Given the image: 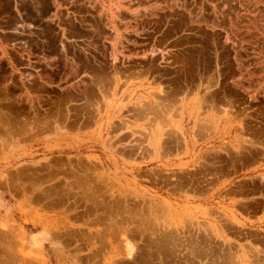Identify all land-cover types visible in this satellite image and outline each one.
<instances>
[{"label":"rangeland","instance_id":"rangeland-1","mask_svg":"<svg viewBox=\"0 0 264 264\" xmlns=\"http://www.w3.org/2000/svg\"><path fill=\"white\" fill-rule=\"evenodd\" d=\"M101 1L108 8L109 19L114 16L115 19L120 20L119 31L116 35L111 36L109 29L101 24L98 18L89 15L88 23L94 25V27L97 26V28L91 29L90 27L88 28L84 25H80L75 18L71 19L67 8L64 17H61V20L57 21L54 25V29L47 32L52 40L49 45L50 51L57 54V57L54 59V62H56L55 68L51 70L53 76L52 81H54L56 86L49 88V92H42L44 98L48 100V103L40 105V115H22L16 103H13V105L10 104L14 99L13 95L19 96L18 74L11 73L10 67H7L3 62V79L14 76L16 82L14 81V83L10 85L11 87L7 89V92L3 91L4 121L0 129V133H3L2 135L0 134V141L3 140L5 143V134L9 133L7 138L10 142L19 141L24 144L26 149H30L29 155L32 158H30L29 161L37 160L36 162H41L38 166L32 168L33 170L24 169L23 167L22 168L26 170V172L19 171V169L17 170L18 173L23 172L24 174L20 175L23 184L22 181L18 179V184L16 183L14 188L19 185L17 188L20 187L18 190L21 192L13 188L14 193L20 195L24 194L26 197L32 196L31 199L24 201V208L20 212L23 214L21 217H25L24 219L28 218V222L30 223L34 218L49 221V223H52V227L55 228V235H57L56 239L60 241L62 245L69 244H67V247L60 248L63 254L61 258H57L52 250L43 249L42 252L40 251L41 261H39L43 264L48 263L47 261H51L48 257L54 258V261L52 260L54 264H107L108 260H110L116 252H122L123 248L122 250L119 249L121 247L114 248L115 250L111 248H102L101 250L100 248L103 246L101 242L104 240H116V246L118 243H121L117 241V238L112 240V235L110 234L107 235L105 233L106 237H104V232L114 234L115 236L113 237H116L117 234V236L119 235L118 240H121V236H124L125 239L128 238L127 234L129 230L131 231L136 228L138 229L137 231L140 232L137 233L140 237L135 234L137 245H144V238L150 236L157 237L156 235L159 234L158 231H160L161 227V218L158 216V210L155 211L156 215L155 213L149 215V213L145 211L143 194L144 192H151L153 194H159L161 191L165 192L166 175L176 176L177 173H180L179 175L183 174L188 180L184 186L189 191L193 183L197 182L193 181L197 180L199 177L201 179L199 181L208 182L211 180L214 177V170L212 168L219 164H223L224 162L222 159L225 158L232 162L233 167H231V173L233 177L236 178V182H238V179H243L244 176L250 178L255 174L264 175V168L260 169L258 173H256L257 169L255 168V163L259 161L264 165V152H260L261 146H264V0ZM114 6H117V8ZM72 10L77 11L74 7ZM116 10L119 11L116 12ZM73 15H77V13ZM105 19L106 21L109 20L107 16ZM198 23H200L199 27ZM64 26L66 27V36L77 39V42L72 43L70 41V44H68V48L66 49V55L68 57H65V52L61 47V44L64 42ZM203 32H206V34L204 35ZM207 34L208 36H206ZM86 35L93 36L99 48L83 52L78 43L83 44V38H86ZM114 43H118L115 45L117 51L114 57L117 61L116 63L120 66L116 70L110 67ZM191 51L193 52L191 53ZM73 53H76L78 57L81 56V64L87 60V64L96 69L95 71L88 70V75H84L83 79L85 83H81L78 87H73L65 92L57 87V84L65 85L64 82H60V78L64 70L69 72V66H66L65 63H71L70 58L74 56ZM128 54L131 55L130 65L124 66L123 64L128 62ZM76 62H79V60H76ZM77 67H81V65H77ZM117 79L118 82L115 83ZM74 81L75 78L70 82L73 83ZM125 89H129L131 92L130 99L133 103L130 104L128 103L129 101L126 100L122 103L121 109L117 112L112 111L113 106L111 105L106 109L104 100L112 96L113 92L124 91ZM67 95L69 99L75 97L78 103H75V105L66 104L68 101ZM160 95L166 102L170 103H164L160 106L157 105V111L151 112L148 110L147 112L149 113L145 114L143 109L149 106L141 101L143 99L147 100V98H158ZM180 97L187 99L184 101L185 103H189L187 105L190 107L188 110L187 105H184V117L187 113H191V111L194 112L196 110V113H198V115H196V120L201 126L198 128L197 134L202 140L212 131L211 121L204 120L203 118L205 113H209L211 116H220L222 109H225V112L229 115L228 118L230 117L229 125L231 128L230 133L224 139H220V144L224 142L229 144L231 150L215 152L213 147L215 141H211L207 144L204 143V147L202 146V150L200 149L201 151L198 150L193 153L197 160L196 166H185L182 168L176 167L174 164V159H180L182 154L176 156L170 153L168 157L165 158L166 154L164 153V157L160 160L162 154L159 152L155 154L146 150L145 144L148 145V143H145V141L148 142L149 140H151L149 142L152 145L151 151H153V148H155L154 151L158 149L157 146H153L155 144L152 134L149 137L143 134L144 131H146V133H152L153 126L155 125L160 128L158 134L160 138L162 137L161 144H166L168 138L174 137V134L168 136V130L170 128L168 124L171 125V123H169L171 119H175L174 121L177 122L176 116L173 117L172 109H175V102ZM151 115L153 116L150 117ZM184 117L182 121L184 120L185 123L184 125L181 123V127H185L189 144L190 137L194 138L192 134L194 127L193 122L189 123L190 118L185 120ZM24 120L26 122H24ZM144 124H148L146 130H144ZM189 124L192 128H189ZM128 127H131L130 131L132 133L129 137L132 138V143L135 145H123V138L118 136L121 130ZM2 129L4 132H1ZM238 129L240 131L242 129L243 131L240 132ZM261 129L263 132H261ZM6 131L8 133H6ZM14 133L16 134L14 135ZM91 133L96 134L98 137H94L91 140L89 138ZM220 144L216 143L217 146ZM48 145L53 146V148H48ZM100 145H103V151ZM106 153L109 155V159H106L108 157ZM60 160H64L65 162H61ZM163 160L170 161L172 165L169 166L171 167L165 166V161L163 162ZM58 162H60L61 165L58 164ZM235 164L239 165L235 167ZM208 165H211L212 168H209ZM46 166H48V169ZM52 170H54V173H52ZM33 172H35L34 174L37 173L36 177L39 179L36 177H33L35 179H33V181L29 179V177L33 175L31 174ZM54 174L57 175L55 176ZM7 176L8 175L4 178ZM26 176L29 177L24 183L23 179L26 178ZM42 177H46L47 179L44 178L45 180H43ZM162 178L164 179L162 184L163 189H161ZM30 181L32 185H28ZM35 181H37L38 184ZM81 181L84 183H81ZM70 182L72 183L70 184ZM20 183L22 184L21 186ZM57 183L60 184V187ZM79 184L80 186L78 187L77 185ZM75 186L76 188H73ZM131 186L134 189L131 188ZM26 187L30 192H28ZM62 187L65 188V191L68 193H65ZM50 188H52L51 191L55 190V192L53 191L54 193L52 192L55 196L53 201L47 200L46 198V194L51 193ZM48 189L50 192L47 191ZM187 190H185V194H189L190 196V192L192 191L188 192ZM78 191L81 193H78ZM94 191L96 192L95 194L93 193ZM126 192L136 194V199L133 202L134 207H127V200H124L123 197L120 196L121 193ZM40 194L41 197H39ZM84 195H87V200H85ZM35 197H37V199H35ZM68 197L69 199H67ZM105 197L107 199H105L106 201L104 202ZM38 198H41L43 201H39ZM37 200L38 202H36ZM82 200L84 203H82ZM92 200L95 202L98 200L99 202L97 201V203L91 204L90 201ZM112 200L115 201L113 204L111 203L113 202ZM80 203L84 205L82 206ZM107 203L109 204L107 205ZM135 203L137 206H135ZM44 204L45 207L43 206ZM79 204L82 207L79 206ZM89 205L92 207L91 209H88ZM110 205H113L112 209H110ZM54 206H57V211ZM101 206H103V209L100 210ZM97 207H99V212H97ZM108 208L111 211L108 210ZM87 209L88 212H85ZM92 209L94 212L91 211ZM105 209L110 212H107V210L105 211ZM81 212H83V215L84 212L85 214L87 213V215L83 216ZM190 213L192 212L190 211ZM35 214L45 215V217H38L35 216ZM75 214L79 217L75 218ZM141 214H143V217H141ZM80 215L82 216L81 219ZM98 215L102 216V218ZM112 215L114 217H112ZM66 216H69L68 219ZM104 216L107 220L104 219ZM107 216L109 218H107ZM132 216L134 217L132 218ZM59 218L61 220H66V223H64V220L61 222ZM74 218L76 220H74ZM97 218V221L100 223H96ZM113 218L115 220H113ZM137 218L140 220V223ZM20 219L22 218L17 217L18 224H20ZM101 219L105 221L103 220V222H101ZM143 219L144 221H141ZM77 220H79V222ZM80 220H82V223ZM191 220V215L189 217L184 215L181 224L184 227L190 226L193 224ZM106 221L107 223H105ZM123 221H125V223ZM146 221L148 223H146ZM162 221L164 224L168 223L164 219ZM186 221H188L187 224ZM59 222L61 223L58 224ZM177 222L175 218L172 219L173 224H177ZM108 223H110V225L113 223L112 226L116 228L110 227ZM145 223L146 225H144ZM143 225L146 227L144 228ZM109 227L112 229L110 230ZM104 228L107 230L109 228V230L106 231ZM103 229L105 231H103ZM113 229H115V231H113ZM140 229H143V232ZM152 229H156V232ZM68 231L69 233L72 232V234L70 233V235L73 236H71L72 238L68 236ZM61 232L66 235L63 234L62 236L60 234ZM93 232L97 234L99 238L97 235L93 237ZM147 233L151 235L148 236ZM77 234L82 237V241L79 235L76 236ZM86 234L87 237L90 235L93 238L89 236L86 240ZM144 234L147 237H145ZM67 237H69V242L66 240ZM100 237H103L101 241L99 240L101 239ZM86 245L89 247L81 248ZM163 245L167 246L168 243L165 242ZM138 247V251L140 249L143 250L140 246ZM93 250L97 253L94 254ZM155 250L157 251V249H151L154 255H156ZM7 251L8 250H3V255H0V264H2V262H4L3 264H8L7 259L9 258L6 256L8 253ZM99 251H101V254ZM151 251L147 249V252ZM184 251L187 252L188 250ZM13 252L15 253V259L22 261L23 264H26V262L30 264V261H25L26 259H31L30 250L20 248L19 252L21 253H18L17 250ZM90 254H94V256L91 255L92 257L90 258ZM87 255H89V257ZM123 255L124 253L121 254L120 257ZM154 255L150 260L158 264L160 258L157 256L154 258ZM95 256H97V258ZM44 257L48 259L43 260ZM115 260H117V258ZM49 263L51 264V262ZM9 264H11V262ZM199 264H209V262H201Z\"/></svg>","mask_w":264,"mask_h":264},{"label":"crops","instance_id":"crops-1","mask_svg":"<svg viewBox=\"0 0 264 264\" xmlns=\"http://www.w3.org/2000/svg\"><path fill=\"white\" fill-rule=\"evenodd\" d=\"M91 1H94V4ZM97 5L101 6L102 8ZM73 7L76 8L77 11L72 10ZM114 7L117 8V6H114ZM66 8L69 10L71 19L77 18L76 21H78L80 25H84L88 28L90 27L91 29L97 28V26L94 27V25L88 23V15H89V16L98 18L100 23L103 24L107 29H109L111 36L116 35V33H118L119 31V21L120 20L115 19L114 16H112V18L109 19L110 17L107 11L108 8L101 0H0V74L3 76V71H2L3 62L6 64L7 67H10L11 73L18 74L17 75V81H19L18 94L20 97L18 95L16 96L13 95L14 99L12 100L10 104L13 105V103H16L18 106L24 105V107L19 106L20 107L19 109L20 110L23 109L22 111L25 110L27 114L29 113L34 116L40 115V105L44 103H48L47 99L44 98L42 92H49L50 90L49 88L56 86L54 81H52L53 76H52L51 70L55 68L56 62H54V59L55 57H57V54H55V52L53 51H50L49 45L52 42V40H51V37H49V35L47 34V32H50L52 29H54L55 27L54 25L57 23V21H60L61 17H64V14L66 13ZM103 12L106 14L107 19H109L108 21H106V19L103 17ZM75 13H77V15H73ZM63 30H64V34H63L64 42L61 44V47L63 51L65 52L64 54L65 57H68L66 55V49L68 48V44H70V41L72 43L77 42V39H73L70 36H66L65 26L63 27ZM83 39H84L83 44L78 43L80 49H82L83 52H87V50L91 51V49L96 50L97 48H99L98 43L95 41L93 36L86 35V38H83ZM117 44L118 43H114V48L111 53L110 67H112L114 70L120 67L119 64L115 62V59H114L115 58L114 54H116V51H117L115 45ZM73 55H74L73 56L74 61H73V57H71L70 58L71 63L70 64H68V62L65 63L66 66H69V70H68L69 72L64 70V73L60 78V82L61 83L64 82L65 85H61L59 83L57 84L58 85L57 87L61 88L65 92L69 91V89L73 87H78L81 83H85V80L83 79L84 75L86 76L88 75V70L95 71L96 69L93 66L88 65L87 60H85L81 64L80 62L81 56L78 57L76 53H73ZM127 58H128V62L123 64L124 66L130 65L131 55L128 54ZM76 60H79V62H76ZM77 65H81V67H77ZM44 72L46 75L44 74ZM43 74L45 75L44 77H43ZM1 75H0V89L3 88L5 90L3 89L2 90L4 92H7V89L11 87L9 85L14 83L15 81L14 77L10 76V77L1 79L3 78ZM73 78H75V81L72 83L70 81ZM6 79L8 80L6 81ZM116 82H118V79L115 81V83ZM20 85H22L21 86L22 88L20 87ZM130 93L131 92L129 91V89H125L124 91H119V92H116V91L113 92L112 96L104 100L106 109H108V106L111 105L113 106L112 111L117 112L121 109L122 103L125 102L126 100L129 101L128 103L130 104L133 103L131 102V99H130ZM68 97L69 96L67 95V98ZM29 99L31 101L30 103H29ZM151 99L152 98H147V100L143 99L144 101L143 100L141 101V102H144L145 105L149 106L148 108L143 109V112L145 114L149 113L147 112L148 110L151 112L157 111V105L160 106L164 103L165 104L170 103V102H166L162 96L158 98H154L152 100ZM184 100H187V99L180 97L175 102V109L174 110L172 109L173 117L176 116L177 121L181 120V116L177 115V112L181 110V107L183 105L189 104L187 102L185 103ZM27 103L29 104V106ZM75 103H78L75 100V97H72L71 99L68 98V101L66 102V104H73V105H75ZM137 104H140V103H137ZM27 107L29 111H26ZM187 108L188 110L190 109L188 105H187ZM224 111L225 109H222L220 116L218 115L211 116L209 113H205V115L203 114L204 120L211 121V122L214 121L213 124L211 123L212 131H210L209 134L205 136L204 140H202L197 134L198 128L199 126H201V124L196 120V115H198V113H196V110H195L194 113L193 112L187 113L184 117L185 120L190 118L189 123L193 122V127H194V130L192 132L194 138L190 137L188 145L184 141L183 135L179 131V128H177L176 132H173L174 126H171L170 124H168L170 126L168 130L169 134L171 132L172 134H174V137L173 138L170 137L166 144L164 143L161 144V141H162L161 140L160 145H159L160 147L158 146V149L154 152L151 151L152 145L149 142L151 140H149L148 142L145 141V143H148V145L145 144L146 150L152 153H155V154L158 152L162 154V157L160 158V160H162V158L164 157L163 156L164 153L166 154L165 158H167L170 153L175 154L176 156H180L182 154V157L180 159H177V158L174 159V164L176 165V167H180V168L185 167V166L187 167L196 166L197 160H196L195 155H193V153L198 150L201 151L202 150L201 147L202 146L204 147V143L207 144L211 141H215L214 146H213L215 149V152L231 150V147L229 146V144L225 142L223 144H220V139L222 138L224 139L230 133V128H231V126L229 125L228 114ZM24 113L22 112V114ZM26 113L24 115H26ZM3 115H4V111H3ZM152 116L153 115H151L150 117ZM182 123H183L182 125H184L185 121L183 120ZM147 125L148 124H144L145 126L144 130H146ZM130 128L131 127L121 130V132L118 135L120 138H123L122 140L123 145H127V146L135 145L132 143V138L129 137L130 134L132 133L130 131ZM189 128H192L190 124H189ZM7 136L8 134H5L4 139H6L7 141L5 140V143L3 142V151L5 148H8L9 144H11V142L8 141ZM94 137H98V136L96 134L91 133L89 138L92 140ZM12 143H18L21 146L22 145L24 146V144L20 143L19 141H13ZM216 143H219L220 145L217 146ZM100 146L102 148L101 150L103 151V145H100ZM24 149L26 148L24 147ZM26 151L30 152V149H26ZM261 151L264 152V146L263 147L261 146ZM28 158L30 159L31 156L27 155L26 159H21L19 160V163H16V164H13V166H10L8 168V171H6L5 175L3 176V182L9 176H7L6 178L4 177L6 175H10L12 171L14 172V174H16L18 173L17 172L18 169L20 170L23 168L32 169L41 163V162H36V161H29ZM164 161L165 160H163V162ZM222 161L224 162L223 164H219L213 168L211 167V165H208L209 168H212L214 170L213 171L214 177L211 180H209L208 182L199 181L201 180L200 177L197 180H194L197 182L193 183L191 189L189 188V191H193V192H190L191 193L190 196L189 194H185V190L187 189L185 188L184 185H182V184H185L188 180L187 178L185 180V177L183 176V174L181 175V177L183 178H181L179 175L180 173H177L176 176L166 175L165 192L161 191L159 194H153L151 192H144L143 201L146 207L145 211H147L149 215H152L153 213H155L156 215L155 211L158 210V216L161 218V225H160L161 229L160 231H158L159 234L165 235V233L168 232L166 235L170 234V236L172 237V241L169 240L168 241L169 246H166V247L169 249L170 248L175 249L176 247L175 250L177 249L182 250V252H179V250L175 252L176 258L174 255L175 253H173L172 258H174V261H175V262L173 261V263L171 260L172 258L170 256L171 253L168 254V257L162 256L163 255L162 253L159 254V256L156 255L157 257L160 258L161 263L159 262V264H163V263L164 264H176L177 262L176 260L179 258V256L180 258L178 261L179 262L182 261L180 262V264H182L183 262L184 264H188V263L194 264L196 263V261H197V264L201 262L202 263L209 262L210 264L211 263L231 264V262L232 264H263L264 263V250H263L264 249V239L262 240V238H264V181H263L264 175L255 174L253 177H250V178L244 176L243 179H238V182H236V178H234L231 173V167H233L232 162L226 158L222 159ZM164 165L171 167L169 165H172V163L170 161H165ZM238 165L239 164H235V167H237ZM255 168L257 169L256 173H258L260 169L264 168V165L262 162L259 161L255 163ZM179 177L181 180L179 179ZM163 181L164 179L162 178L161 189H163V185H162ZM167 182L168 183L172 182V184L171 183L167 184ZM17 183H18V180H17ZM197 183H200V184H197ZM177 184H180V185L177 186ZM181 186H184L183 189H180L182 188ZM9 188H7L8 190L3 188V190L6 193V197L12 198L13 201L17 202V204H19L20 202L21 206L19 208L14 209L12 215H8L7 213L3 212V221L9 220V221H14L15 223L10 226L3 225V228L0 227V255H3V250H8L7 252H12L14 250H17L18 253H21L19 252L20 248H23L24 250L28 249L30 250V254H31L30 264H43L40 262L41 254H40L39 247L36 245H33V241L29 239V237L31 236L30 234L38 233L41 230V226L39 224V221L41 219L34 218L32 222L30 223L28 222L29 221L28 218L24 219L25 217H21L23 214H20L21 210L24 208V201L31 199L32 196L26 197L24 194L19 195L18 193H13L14 192L13 188L12 187H9ZM131 188L133 187L131 186ZM50 194L51 193H48V195L46 194L47 200L53 201L55 199V196L53 194L52 195ZM120 196H122L124 200H128L127 207L134 206L133 202L136 199L135 193L133 194L132 192H126V193H121ZM67 199H69V197ZM85 200H87L86 197H85ZM247 205H250V207H248ZM186 209H188L189 212L190 211L192 212L190 214L192 216L193 224L190 226L184 227L181 224V222H182V217H184V215L188 216L187 214H185L186 213L185 211H187ZM35 216L45 217V215H36V214ZM17 217L22 218L20 219V224L17 223ZM173 218H176V221H178L177 224L172 223ZM163 219L168 223L164 224L162 221ZM46 223H47V230L50 232L52 238L50 241H45L43 243V248L52 250L53 242H58L60 247L62 246L66 247L65 245H62L61 242L56 239V236H55L56 232L54 231L51 225L52 223H49V221H46ZM229 226L231 227V229ZM185 229L186 231H184ZM134 230H131V231L129 230L128 238H126L127 241L133 243L134 245H136V247L140 246V248L145 247V248L150 249V247L152 248L153 246L152 249H157L159 247L157 245L158 242L156 241L157 238L155 236H150L151 240L146 239L147 241H144L145 244L143 246L137 245V241L135 240L136 237L134 235L136 232H134ZM154 232L156 231L154 230ZM131 234L134 236H132ZM122 239L125 240V238H122ZM153 239L156 242L152 241ZM130 240H133V242ZM104 241H105L104 245H106V246L103 245L104 248H111V249L117 248V246L114 244V241H111V240H104ZM104 241L102 242L104 243ZM153 242L156 244H154ZM172 243L173 245H170ZM122 244H124L123 240L121 241V245ZM154 245L156 246V248H154L155 247ZM212 246L214 248V249L212 248L214 251L211 249ZM87 247L89 246L86 245L85 247L83 246L81 248H87ZM183 249L188 250V251L185 252ZM260 249H262L263 251ZM194 250H196L197 252ZM255 251H256V255H254ZM183 253L184 255L187 253L189 254H187L188 256L186 255L185 257H183L182 255ZM199 253H202V255L201 254L198 255ZM208 253L210 255H208ZM217 253L220 255H218ZM13 254L11 253L10 255L9 254L6 255L7 258H9L8 262L10 263L11 261V264H23L22 261H19L18 259L16 260L15 259L16 257H13L14 256ZM151 257L152 256H150V259ZM187 257L192 258L191 261H190V258L189 260H187L188 259ZM203 257L204 259H202ZM207 257L209 259L211 257L210 261ZM48 258L51 261H47V262L48 263L51 262V264H54L52 262L54 258L52 257H48ZM48 258L44 257L43 260H46ZM169 259L171 262H168ZM254 259L257 261H255ZM216 260L218 262H216ZM179 262H177V264H179ZM152 263H156V262L153 261Z\"/></svg>","mask_w":264,"mask_h":264},{"label":"bare ground","instance_id":"bare-ground-1","mask_svg":"<svg viewBox=\"0 0 264 264\" xmlns=\"http://www.w3.org/2000/svg\"><path fill=\"white\" fill-rule=\"evenodd\" d=\"M91 2H93V4H94V1H91ZM85 4V3H84ZM97 4V3H96ZM233 4V3H232ZM80 5V4H79ZM90 5V4H89ZM88 6V5H87ZM91 6V5H90ZM97 6H99V5H97ZM99 7H101V6H99ZM219 7V6H218ZM221 7V6H220ZM94 8V7H93ZM102 8V7H101ZM113 8V7H112ZM81 9V8H80ZM100 9V8H99ZM115 9V8H114ZM202 9V8H201ZM229 10V9H228ZM86 11V10H85ZM100 11V10H99ZM105 11V10H104ZM117 11H119V10H116V12ZM259 11V10H258ZM214 13V12H213ZM258 13V12H257ZM104 12H103V17L105 18L106 16H104ZM193 14V13H192ZM191 14V15H192ZM228 14V13H227ZM259 14V13H258ZM109 15V14H108ZM185 15V14H184ZM225 15V14H224ZM223 15V16H224ZM203 16V15H202ZM201 16V17H202ZM253 16V15H252ZM182 17H183V15H182ZM192 17V16H191ZM77 19V18H76ZM79 19V18H78ZM207 19V18H206ZM229 19V18H228ZM81 20V19H80ZM200 20V19H199ZM263 20V19H262ZM185 21V20H184ZM204 21V20H203ZM207 21V20H206ZM261 22V21H260ZM85 23V22H84ZM184 23V22H183ZM196 23V22H195ZM207 23V22H206ZM263 23V22H262ZM199 24L200 23H198V27H199ZM205 24V23H204ZM203 24V25H204ZM260 24V23H259ZM212 25V24H211ZM263 25V24H262ZM180 26V25H179ZM238 26V25H237ZM187 27V26H186ZM202 27V26H201ZM206 27V26H205ZM212 27V26H211ZM160 28V27H159ZM171 28V27H170ZM204 28V27H203ZM263 28V27H262ZM213 29H215V28H213ZM205 30H207V29H205ZM115 31V30H114ZM208 31V30H207ZM245 31V30H244ZM116 32V31H115ZM199 33V32H198ZM231 33V32H230ZM236 33V32H235ZM203 34L205 35L206 34V32L204 33L203 32ZM242 34V33H241ZM246 34V33H245ZM251 34V33H250ZM249 34V35H250ZM197 35V34H196ZM210 35V34H209ZM166 36V35H165ZM206 36H208V34L206 35ZM205 36V37H206ZM150 38V37H149ZM203 38H204V36H203ZM207 38V37H206ZM263 38V37H262ZM208 39V38H207ZM210 39V38H209ZM197 42H199V41H197ZM214 44V43H213ZM202 45V44H201ZM197 46V45H196ZM65 48V47H64ZM168 51V50H167ZM170 51V50H169ZM172 52V51H171ZM170 52V53H171ZM179 52V51H178ZM193 51H191V53H192ZM176 53V52H175ZM180 53V52H179ZM169 54V53H168ZM115 55V54H114ZM174 55V54H173ZM116 56V55H115ZM170 56L172 57V55L170 54ZM180 56V55H179ZM181 57V56H180ZM113 58V57H112ZM117 58V57H116ZM177 58H178V55H177ZM183 58V57H182ZM115 59V58H114ZM133 59V58H132ZM165 61V60H164ZM177 61V60H176ZM181 61V60H180ZM114 62V61H113ZM115 62H117L116 60H115ZM218 62V61H217ZM170 63V62H169ZM173 64V63H172ZM174 64H176V63H174ZM126 66V65H125ZM86 69V68H85ZM102 69V68H101ZM22 71V70H21ZM40 73V72H39ZM44 74H45V72H44ZM43 74V77L46 75H44ZM1 75V74H0ZM41 75V74H40ZM2 76V75H1ZM42 76V75H41ZM3 77V76H2ZM14 77V76H13ZM154 77V76H153ZM51 78V77H50ZM1 79H3V78H1ZM24 79V78H23ZM43 79V78H42ZM46 79H47V77H46ZM156 79V78H155ZM8 79H6V81H7ZM39 80V79H38ZM5 81V82H6ZM23 81V80H22ZM29 81V80H28ZM27 81V82H28ZM40 81V80H39ZM46 81H48V80H46ZM26 82V83H27ZM50 82V81H49ZM18 83H19V81H18ZM2 84V83H1ZM11 84V83H10ZM42 84V83H41ZM45 84V83H44ZM32 85H34V84H32ZM39 85V84H38ZM46 85V84H45ZM2 86V85H1ZM8 86V85H7ZM6 86V87H7ZM10 86V85H9ZM22 85H20V87H21ZM24 86H25V84H24ZM41 87V86H40ZM43 87V86H42ZM47 87V86H46ZM45 87V88H46ZM22 88V87H21ZM24 88V87H23ZM33 88H34V86H33ZM32 88V89H33ZM38 88H39V86H38ZM3 89V88H2ZM0 89V129H1V127L3 126V90H5V89ZM30 89V88H29ZM41 89V88H40ZM44 89V88H43ZM161 89V88H160ZM21 90V89H20ZM24 90V89H23ZM40 91V90H39ZM42 91V90H41ZM19 92V91H18ZM80 92V91H79ZM154 92V91H153ZM161 92V91H160ZM85 93V92H84ZM152 93V92H151ZM150 93V94H151ZM155 93V92H154ZM163 93V92H162ZM25 94H27V93H25ZM41 95V94H40ZM16 96V95H15ZM161 96V95H160ZM156 97V96H155ZM29 98V97H28ZM69 98V97H68ZM74 99V98H73ZM72 99V100H73ZM152 100V99H151ZM27 101H28V99H27ZM48 101V100H47ZM26 102V101H25ZM31 101H30V99H29V103H30ZM35 102H36V100H35ZM41 102V101H40ZM42 103V102H41ZM227 103V102H226ZM28 104V103H27ZM45 104V103H44ZM10 105V104H9ZM36 105V104H35ZM43 105V104H42ZM18 106V105H17ZM20 107L21 106H23L24 107V105H19ZM28 106H29V104H28ZM34 106V105H33ZM19 107V108H20ZM22 107V108H23ZM37 107V106H36ZM184 105L181 107V110H179V112H177V114H180L181 115V120L180 121H174L173 119H171V121L169 122V123H171V125H173L174 126V129H173V132H176L177 131V128H179V131L181 132V134L183 135V138H184V141L186 142V144L188 145V139H187V135H186V132H185V127H181V123H182V118L184 117V114H183V111H184ZM5 108V107H4ZM152 108V107H151ZM24 109H26V108H24ZM35 109V108H34ZM20 110V109H19ZM23 110V109H22ZM22 110H20V111H22ZM38 110V109H37ZM26 111H29V109H28V107H27V110ZM238 111V110H237ZM23 113L25 112V110L24 111H22ZM22 112H21V114H22ZM191 112H193V111H191ZM225 112V111H224ZM26 113V112H25ZM24 113V114H25ZM31 113V112H30ZM194 113V112H193ZM236 113V112H235ZM7 114V113H6ZM24 114H22V115H24ZM29 114V113H28ZM161 114V113H160ZM26 115H27V113H26ZM62 115V114H61ZM176 115V114H175ZM179 115V116H180ZM160 116V115H159ZM159 116H158V118H159ZM229 116V115H228ZM230 118V117H229ZM103 119V118H102ZM236 119V118H235ZM39 120V119H38ZM229 120V119H228ZM31 121V120H30ZM35 121V120H34ZM42 121V120H41ZM46 121V120H45ZM174 121V122H173ZM235 121V120H234ZM236 121H237V119H236ZM6 122V121H5ZM7 122H8V120H7ZM24 122H26L25 120H24ZM50 122V121H49ZM9 123H10V121H9ZM212 124H213V121L211 122ZM236 123V122H235ZM13 124V123H12ZM11 124V125H12ZM26 124V123H25ZM46 124H47V122H46ZM36 125H38V124H36ZM248 125V124H247ZM7 126V125H6ZM19 126V125H18ZM18 126H16V127H18ZM23 126H25V125H23ZM69 126V125H68ZM21 127V126H20ZM154 128H153V132L152 133H150V132H148V133H146V131H144V135H146L147 137H149V136H151V134H152V136L154 137V144L155 145H153V146H157V148H158V146L160 145V141H161V138H159V131H160V128H158L157 127V125H155V126H153ZM10 128H11V126H10ZM19 128V127H18ZM33 128H34V126H33ZM240 128V127H239ZM250 128V127H249ZM45 129V128H44ZM70 129H72V128H70ZM237 129V128H236ZM12 130V129H11ZM19 130V129H18ZM24 130V129H23ZM26 130H27V127H26ZM25 130V131H26ZM239 130V129H238ZM3 131V129L1 130V132ZM9 131V130H8ZM149 131V130H148ZM236 131V130H235ZM240 131V130H239ZM243 130L241 129V131L240 132H242ZM4 132V131H3ZM11 132V131H10ZM18 132V131H17ZM23 132V131H22ZM261 132H263V130L261 129ZM6 133H8L7 131H6ZM20 133V132H19ZM260 133V132H259ZM1 135L3 134V133H0ZM9 134V133H8ZM16 133H14V135H15ZM171 132H170V134L168 135V136H171ZM178 135V134H177ZM260 135V134H259ZM263 135V134H262ZM264 136V135H263ZM3 137V136H2ZM16 137V136H15ZM262 137V136H261ZM12 138V137H11ZM34 138H36V137H34ZM169 139V138H168ZM241 139V138H240ZM254 139V138H253ZM260 139V138H259ZM6 140V139H5ZM19 140V139H18ZM167 140V139H166ZM256 140V139H255ZM7 141V140H6ZM9 141V140H8ZM11 141H13V140H11ZM173 141V140H172ZM180 142V141H179ZM242 142V141H241ZM256 142H257V140H256ZM263 142V141H262ZM181 143V142H180ZM258 143H259V141H258ZM0 227L1 228H3V225H5V226H10V225H13L15 222L14 221H9V220H7V221H3V212H5V213H7L8 215H12V213H13V211H14V209H16V208H19L20 206H21V203L19 202V204H17V202H15V201H13L12 200V198H8V197H6V193H5V191L3 190V188H5V189H7V188H9V187H12V186H14L16 183H17V180L19 179V180H21L20 179V175L21 174H23V172L21 173V172H19V173H16V174H14V172L12 171V173L10 174V175H8L9 177L3 182V176L5 175V173H6V171H8V168L10 167V166H13V164H16V163H19V160H21V159H26V157H27V155H29V151H26V149H24V146L22 145H20V144H18V143H12L11 142V144H9V146H8V148H5L4 149V151H3V140L2 141H0ZM172 144V143H171ZM174 144V143H173ZM5 147V146H4ZM48 148H53V146H47ZM105 148V147H104ZM156 148V149H157ZM170 148V147H169ZM58 149V148H57ZM154 149L155 148H153V151H154ZM254 149V148H253ZM55 150V149H54ZM167 150V149H166ZM172 150V149H171ZM246 150V149H245ZM44 151V150H43ZM258 151V150H257ZM241 152V151H240ZM260 152H262V151H260ZM45 153V152H44ZM107 154V153H106ZM128 154V153H127ZM30 156V155H29ZM107 158L106 159H109V155L107 154ZM106 157V156H105ZM222 157V156H221ZM242 157V156H241ZM32 158V157H31ZM55 158V157H54ZM254 158V157H253ZM29 159V158H28ZM51 159V158H50ZM53 159V158H52ZM105 159V160H106ZM247 159V158H246ZM34 160V159H33ZM55 160V159H54ZM37 161V160H36ZM61 161V160H60ZM64 160H62L61 162H63ZM111 161V160H110ZM227 161V160H226ZM239 161V160H238ZM22 162V161H21ZM29 162V161H28ZM53 162V161H52ZM65 162V161H64ZM241 162V161H240ZM239 162V163H240ZM244 162V161H243ZM58 164H60V162H58ZM57 164V165H58ZM34 165V164H33ZM45 165V164H44ZM61 165V164H60ZM250 165V164H249ZM77 166V165H76ZM111 166H113V165H111ZM29 167V166H28ZM44 167V166H43ZM47 167V169H48V166H46ZM85 167V166H84ZM52 168V167H51ZM77 168V167H76ZM88 168V167H87ZM24 169H26V168H24ZM20 170V171H25L26 172V170ZM29 169V168H28ZM38 169H39V167H38ZM228 169V168H227ZM29 170H33V169H29ZM28 170V171H29ZM41 170V169H40ZM65 170V169H64ZM71 170V169H70ZM54 170H52V173H54L53 172ZM108 171V170H107ZM222 171V170H221ZM239 171V170H238ZM24 172V173H25ZM62 172H63V169H62ZM35 172H33V173H31V174H33V175H35V176H33V175H31L32 176V178H31V176L29 177V176H26V178H24L23 180H24V183H25V181L28 179V177H29V179L31 180L32 179V181H33V179L36 177V175H37V173L36 174H34ZM46 173H48V172H46ZM50 173V172H49ZM51 173V174H52ZM56 173V172H55ZM26 174H28V173H26ZM25 174V175H26ZM71 174V173H70ZM149 174V173H148ZM191 174V173H190ZM24 175V174H23ZM39 175V174H38ZM45 175V174H44ZM50 175V174H49ZM55 176L57 175V174H54ZM71 176V175H70ZM69 176V177H70ZM19 177V178H18ZM22 177H25V176H22ZM34 177V178H33ZM47 177V176H46ZM46 177H42L43 178V180H45L44 178H46ZM52 177V176H51ZM88 177V176H87ZM180 177H181V175H180ZM180 177H179V179H180ZM37 179H39L38 177H36ZM91 178V177H90ZM93 178V177H92ZM95 178V177H94ZM181 178H183V177H181ZM36 179V180H37ZM47 179V178H46ZM54 179V178H53ZM97 179V178H96ZM18 180V181H19ZM35 180V179H34ZM86 180V179H85ZM95 180V179H94ZM154 180V179H153ZM168 180V179H167ZM166 180V181H167ZM170 180V179H169ZM181 180V179H180ZM185 180H186V178H185ZM22 181V180H21ZM20 181V182H21ZM177 181V180H176ZM260 181V180H259ZM264 181V180H263ZM27 182H29V181H27ZM26 182V183H27ZM36 183H37V181H35ZM83 181H81V183H82ZM169 182V181H168ZM167 182V184H172V182H170V183H168ZM195 182V181H194ZM205 182V181H204ZM66 183V182H65ZM72 182H70V184H71ZM76 183V182H75ZM84 183V182H83ZM18 184V183H17ZM22 184H23V181H22ZM21 183H20V186L22 185ZM34 184V183H33ZM38 184V183H37ZM37 184H34V185H37ZM41 184V183H40ZM74 184V183H73ZM197 184H200V183H197ZM209 184V183H208ZM254 184H256V183H254ZM261 184V183H260ZM24 185H26V184H24ZM28 185H32V183H31V181H30V183L28 184ZM57 185H59V187H60V184H58L57 183ZM56 185V186H57ZM66 185V184H65ZM68 185V184H67ZM75 185V184H74ZM73 185V186H74ZM81 185H84V184H81ZM88 185V184H87ZM178 185H180V184H177V186ZM182 185H184V184H182ZM16 186V185H15ZM19 186V185H18ZM17 186V187H18ZM52 186H53V184H52ZM78 187L80 186V184L79 185H77ZM197 186V185H196ZM17 187H12V188H14V189H16V190H18L19 188H17ZM23 187H25V186H23ZM31 187V186H30ZM29 187V188H30ZM35 187V186H34ZM47 187V186H46ZM45 187V188H46ZM180 187V186H179ZM182 188H180V189H183V187L184 186H181ZM192 187V186H191ZM255 187V186H254ZM45 188H43V189H45ZM49 188V187H48ZM69 188V187H68ZM73 188H76V186L75 187H73ZM177 188V187H176ZM175 188V189H176ZM260 188V187H259ZM10 189V188H9ZM13 189V190H14ZM25 189V188H24ZM26 189L28 190V188L26 187ZM38 189V188H37ZM36 189V190H37ZM51 189V188H50ZM62 189H63V191L65 192V193H68L67 191H65V188H63L62 187ZM90 189V188H89ZM233 189V188H232ZM8 190V189H7ZM18 191H20V190H18ZM39 191V190H38ZM46 191V190H45ZM47 191H49V189L47 190ZM51 191V190H50ZM49 191V192H50ZM54 192H55V190H53ZM53 191H51V194L50 195H52V192ZM62 191V190H61ZM61 191H60V193H61ZM70 191V190H69ZM91 191V190H90ZM93 191V190H92ZM96 191V190H95ZM93 192L94 194L96 193V192ZM131 191V190H130ZM183 191V190H182ZM188 191V190H187ZM186 191V192H187ZM21 192V191H20ZM28 192H30L29 190H28ZM53 192V193H54ZM80 191H78V193H79ZM84 192V191H83ZM87 192V191H86ZM193 192V191H192ZM14 193V192H13ZM24 193H26V192H24ZM45 193H47V192H45ZM57 193V192H56ZM77 193V194H78ZM81 193V192H80ZM90 193V192H89ZM93 193H91V194H93ZM137 193V192H136ZM263 193V192H262ZM37 194H39V193H37ZM63 194V193H62ZM74 194H76V193H74ZM93 194V195H94ZM202 194V193H201ZM20 195V194H19ZM45 195V194H44ZM48 195V194H47ZM47 195H46V198H47ZM60 195V194H59ZM66 195V194H65ZM69 195H70V192H69ZM72 195V194H71ZM80 195V194H79ZM82 195V194H81ZM39 196V195H38ZM37 196V197H38ZM43 196V195H42ZM85 196V195H84ZM92 196V195H91ZM94 196H96V195H94ZM226 196V195H225ZM18 197V196H17ZM37 197H35V199H37ZM39 197H41V194H40V196ZM69 197H71V196H69ZM79 197V196H78ZM86 197V196H85ZM97 197H99V196H97ZM103 197V196H102ZM196 197H198V196H196ZM34 198V197H33ZM43 198V197H42ZM44 198H45V196H44ZM44 198H43V200H44ZM80 198V197H79ZM92 198V197H91ZM91 198H89V199H91ZM96 198V197H95ZM95 198H93V199H95ZM20 199V198H19ZM24 199H26V198H24ZM35 199H34V202H35ZM61 199V198H60ZM81 199H82V197H81ZM105 199H107L106 197L104 198V202L106 201ZM38 200L40 201H43L41 198L39 199L38 198ZM38 200L36 201V202H38ZM83 200H84V198H83ZM82 200V201H83ZM96 200V199H95ZM133 200V199H132ZM61 201H63V200H61ZM78 201V200H77ZM92 201H94V200H92ZM92 201H90L91 202V204L93 203H97V201L95 202H92ZM113 201V200H112ZM128 201V200H127ZM99 202V201H98ZM111 202V201H110ZM115 201H113V202H111L112 204L114 203ZM118 202V201H117ZM194 202V201H193ZM31 203V202H30ZM29 203V204H30ZM47 203V202H46ZM45 203V204H46ZM82 203H84V201L82 202ZM244 203V202H243ZM32 204H36V203H32ZM45 204L43 205L44 207H45ZM47 204H49V203H47ZM81 204V203H80ZM79 204V206H83L84 204H81L80 205ZM100 204H101V202H100ZM102 204H106V203H102ZM109 203H107V205H108ZM136 204V203H135ZM246 204V203H245ZM244 204V205H245ZM55 205V204H54ZM117 205V204H116ZM33 206V205H32ZM31 206V207H32ZM81 206V207H82ZM92 206V205H91ZM106 206V205H105ZM104 206V207H105ZM111 206V205H110ZM109 206V207H110ZM113 206V205H112ZM110 207V209H112L113 207ZM121 206H122V204H121ZM135 206H137V204L135 205ZM248 207H250V205H247ZM246 206V207H247ZM43 207V208H44ZM47 207V206H46ZM55 207V206H54ZM57 207V206H56ZM55 207V208H56ZM90 205L88 206V209H91L92 207H90ZM99 207H100V205H99ZM99 207H97L98 209H97V212H99ZM114 207H116V206H114ZM118 207H120V206H118ZM132 207V206H131ZM134 207V206H133ZM145 207V206H144ZM42 208V207H41ZM72 208H73V206H72ZM86 208V207H85ZM93 208H95V207H93ZM105 208H107V207H105ZM146 208V207H145ZM187 208V207H186ZM263 208V207H262ZM53 209V208H52ZM88 209H87V211H85V212H88ZM101 209H103V206H101V208H100V210ZM109 208H108V210H110ZM133 209V208H132ZM144 209V208H143ZM247 209V208H246ZM23 210V209H22ZM45 210V209H44ZM69 210V209H68ZM78 210V209H77ZM107 209H105V211H106ZM107 210V212H110V211H108ZM146 210V209H145ZM187 211H185L186 212V214L188 215V217L191 215L190 214V212L188 211V209H186ZM18 211V210H17ZM49 211V210H48ZM51 211V210H50ZM56 211H57V208H56ZM91 211H93L94 212V210L92 209ZM113 211V210H112ZM24 212V211H23ZM85 212H84V215H87V213L85 214ZM106 212V213H107ZM67 213V212H66ZM83 212H81V214H82ZM90 213V212H89ZM114 213V212H113ZM21 214V213H20ZM79 214H80V212H79ZM78 214V215H79ZM91 214V213H90ZM76 216H75V218H78L77 217V214H75ZM83 215V214H82ZM83 215V216H84ZM93 215V214H92ZM101 215V214H100ZM100 215H98V216H100ZM107 215V214H106ZM114 215V214H113ZM112 215V217H114ZM132 215V214H131ZM130 215V216H131ZM81 216V215H80ZM129 216V217H130ZM67 217V219H68V217L69 216H66ZM65 217V218H66ZM73 217V216H72ZM111 217V218H112ZM134 216H132V218H133ZM141 217H143V214H141ZM178 217V216H177ZM74 218V220H76ZM82 218V216L80 217V219ZM94 218V217H93ZM100 218H102V216H100ZM99 218V219H100ZM107 218H109L108 216H107ZM131 218V217H130ZM160 218V217H159ZM60 219V218H59ZM59 219H58V221H59ZM73 219V218H72ZM71 219V220H72ZM104 219H106L105 218V216H104ZM103 219V220H104ZM117 219V218H116ZM126 219H127V217H126ZM141 219V218H140ZM148 219V218H147ZM176 219V218H175ZM61 220V219H60ZM62 220H64V219H62ZM61 220V222H63ZM85 220V219H84ZM98 220V218L96 219V223L98 222V223H100L99 221H97ZM102 220V219H101ZM100 220V221H101ZM103 220L101 221V222H103ZM107 220V219H106ZM109 220V219H108ZM113 220H115L114 218H113ZM137 220H139L138 218H137ZM57 221V222H58ZM65 222L64 223H66V220H64ZM70 221V220H69ZM78 222H79V220H77ZM81 221V223H82V220H80ZM95 221V220H94ZM105 221V220H104ZM112 221V220H111ZM135 221V220H134ZM141 221H144V219L143 220H141ZM61 222H59L58 224H60ZM68 222V221H67ZM72 222V221H71ZM75 222V221H74ZM89 222V221H88ZM124 223H125V221H123ZM136 222V221H135ZM191 222H192V220H191ZM77 223V222H76ZM85 223V222H84ZM95 223V222H94ZM93 223V224H94ZM105 223H107V221L105 222ZM131 223V222H130ZM138 223V222H137ZM139 223H140V220H139ZM143 223V222H142ZM146 223H148L147 221H146ZM146 223L144 224V225H146ZM188 223V221H186V224ZM228 223V222H227ZM39 224H40V226H41V230L38 232V233H34V234H30L31 236L29 237V239L30 240H32L33 241V245H36V246H38L39 247V249H40V251L42 252L43 251V243L45 242V241H50L51 240V234H50V232L47 230V223H46V221H43V220H40L39 221ZM70 224V223H69ZM90 224H92V223H90ZM102 224V223H101ZM100 224V225H101ZM109 224V226L111 227L112 225H113V223H111V225H110V223H108ZM133 224V223H132ZM161 224V223H160ZM185 224V225H186ZM71 225V224H70ZM97 225V224H96ZM106 225V224H105ZM116 225V224H115ZM120 225V224H119ZM124 225V224H123ZM122 225V226H123ZM130 225V224H129ZM143 225V226H144ZM224 225V224H223ZM79 226V225H78ZM118 226V225H117ZM140 226H141V224H140ZM156 226V225H155ZM226 226V225H225ZM228 226V225H227ZM107 227V226H106ZM109 227V228H110ZM113 228H116V227H114V226H112ZM121 227V226H120ZM124 227V226H123ZM146 226H144V228H145ZM230 227V226H229ZM228 227V228H229ZM39 228V227H38ZM99 228H100V226H99ZM109 228H108V230H109ZM139 228V227H138ZM143 228V229H144ZM148 228V227H147ZM146 228V229H147ZM149 228H151V227H149ZM156 228V227H155ZM163 228V227H162ZM182 228V227H181ZM53 229H55V228H53ZM104 229H106V228H104ZM103 229V231H105ZM112 228H110V230H111ZM123 229V228H122ZM143 229L141 230L142 232H143ZM157 229V228H156ZM156 229H154V230H156ZM161 229V228H160ZM196 229V228H195ZM209 229H211V228H209ZM230 229H231V227H230ZM81 230V229H80ZM86 230V229H85ZM102 230V229H101ZM107 229H106V231H108ZM138 229H136L135 228V230H134V232H136L135 234L136 235H138L137 233H140V232H138L137 231ZM153 230V229H152ZM153 230V231H154ZM70 231V230H69ZM69 231L67 232L69 235L68 236H70V238H72L73 236L72 235H70V233L72 234V232H70L69 233ZM73 231V230H72ZM77 231V230H76ZM113 231H115V229H113ZM113 231H111V232H113ZM117 231V230H116ZM119 231H123V230H119ZM147 231H148V229H147ZM158 231V230H157ZM162 231V230H161ZM184 231H186V229L184 230ZM192 231V230H191ZM141 232V233H142ZM3 233V232H2ZM73 233H75V232H73ZM77 233V232H76ZM102 233V232H101ZM107 235H112V240H114V239H116L117 238V241H119V242H121L122 240L124 241V244H122V245H120L121 243H118L119 245H120V247L122 246L123 247V250H122V247L121 248H119V245L117 244V248H119L120 250H122V252H119L118 250V252H116L111 258H110V260H108V262H107V264H156V263H152V261L150 260V256H153L154 255V253H153V251H151V249L153 248V246H152V244H151V246H152V248L150 247V251L151 252H147V250H145V249H149V248H145V247H142V248H144L143 250H139L138 251V246L136 247V245H134L133 243H131V242H129V241H127L126 239L124 240V239H122L124 236H121L120 238H121V240H118V236H117V234H116V237H113V236H115L114 234H111V233H107V232H104V235H103V233H102V235L104 236V237H106V234ZM163 233V232H162ZM168 232H166L165 233V235H161V234H159V235H157L158 236V238H157V242H158V248H157V251L155 250V254L157 255H159V254H163L162 256H164V257H168V254H170L171 253V258H172V255H173V253H175L177 250H179V249H177V250H175L176 249V247H175V249H172V248H167L166 247V245H162V244H164L165 242H167L168 243V241L169 240H171L172 241V237L170 236V234L169 235H166ZM187 233V232H186ZM204 233V232H203ZM237 233V232H236ZM243 233V232H242ZM54 234V233H53ZM62 236H63V232H61L60 233ZM83 234H85V233H83ZM123 234H124V232H123ZM134 234V235H135ZM148 234V233H147ZM239 234V233H238ZM249 234V233H248ZM64 235H66V234H64ZM74 235V234H73ZM79 234H77L76 236H78ZM92 235H93V237H94V235H97V234H95L94 232L92 233ZM101 235V236H102ZM120 235H122V234H120ZM127 235H129V233L127 234ZM126 235V236H127ZM132 235V234H131ZM134 235H132V236H134ZM136 235H135V237H136ZM151 234H148V236H150ZM161 235V236H160ZM258 235V234H257ZM12 236V235H11ZM56 237H57V235H55ZM61 236V237H62ZM72 236V237H71ZM80 236V235H79ZM83 236H85V235H83ZM90 236V235H89ZM88 236V237H89ZM139 236V235H138ZM138 236H137V239H138ZM144 236L145 237H147L145 234H144ZM201 236H202V234H201ZM245 236V235H244ZM248 236V235H247ZM254 236V235H253ZM260 236V235H259ZM258 236V237H259ZM54 237V236H53ZM81 237V236H80ZM79 237V238H80ZM87 234H86V240H87ZM90 237H92V236H90ZM92 237V238H93ZM97 237H98V235H97ZM96 237V238H97ZM131 237V236H130ZM140 237V236H139ZM199 237V236H198ZM237 237V236H236ZM68 238L69 237H67V241L69 242V240H68ZM99 238V237H98ZM98 238H97V240H98ZM101 239H99L100 241L103 239V237H100ZM119 238V239H120ZM125 238V237H124ZM134 238V237H133ZM148 238H150V239H148ZM148 238H144L145 239V241H147V240H151V237H148ZM203 238V237H202ZM10 239V238H9ZM59 239H60V237H59ZM105 239V238H104ZM108 239V238H107ZM141 239V238H140ZM147 239V240H146ZM264 238H262V240H263ZM12 240V239H11ZM80 240L82 241L83 239H82V237L80 238ZM136 240V239H135ZM143 240V239H142ZM164 240H166V241H164ZM175 240V239H174ZM177 240V239H176ZM64 241H65V239H64ZM63 241V242H64ZM70 241H71V239H70ZM79 241V240H78ZM89 241V240H88ZM130 241H132L133 242V240H130ZM144 241V240H143ZM152 241H154V239L152 240ZM156 241H154V242H156ZM160 241V242H159ZM163 241V242H162ZM210 241V240H209ZM62 242V243H63ZM84 242H85V239H84ZM151 242V241H150ZM153 242V243H154ZM162 242V243H161ZM174 242V241H173ZM17 243V242H16ZM73 243V242H72ZM101 243H103V242H101ZM147 243V242H146ZM149 243V242H148ZM159 243H160V245H159ZM170 243V242H169ZM175 243V242H174ZM204 243V242H203ZM216 243V242H215ZM68 244V243H67ZM67 244H65V246L67 247L68 245ZM82 244V243H81ZM83 244H85V243H83ZM105 244V241H104V243L102 244V245H104ZM114 244H116V240H114ZM113 244V245H114ZM145 244V243H144ZM154 244H156V243H154ZM212 244V243H211ZM211 244H210V246H211ZM220 244V243H219ZM64 245V244H63ZM73 245V244H72ZM140 245V244H139ZM147 245V244H146ZM145 245V246H146ZM170 245H173V243L172 244H170ZM203 245V244H202ZM221 245V244H220ZM256 245V244H255ZM52 246H53V248H52V251H53V253H54V255L57 257V258H61L62 257V252H61V250H60V248H62V247H60V245H59V243L58 242H53L52 243ZM81 246V245H80ZM88 246V245H87ZM104 246H106V245H104ZM104 246H102L100 249L102 250V248H104ZM143 246V245H142ZM148 246H149V244H148ZM147 246V247H148ZM155 246V245H154ZM162 246V247H161ZM167 246H169V245H167ZM175 246V245H174ZM174 246H173V248H174ZM178 246V245H177ZM206 246H207V244H206ZM205 246V247H206ZM78 247V246H77ZM77 247H76V249H77ZM85 247V246H84ZM115 247V246H114ZM180 247V246H179ZM215 247V246H214ZM225 247H227V246H225ZM260 247V246H259ZM154 248H156V246L154 247ZM196 248V247H195ZM213 248V246L211 247V249ZM232 248V247H231ZM100 249H98V250H100ZM172 249V250H171ZM194 249V248H193ZM197 249V248H196ZM202 249V248H201ZM214 249V248H213ZM212 249V250H213ZM224 249V248H223ZM227 249V248H226ZM81 250V249H80ZM108 250V249H107ZM115 250V249H114ZM137 250V251H136ZM154 250V249H153ZM173 250H175V251H173ZM184 250V249H183ZM200 250V249H199ZM259 250V249H258ZM260 250H262V249H260ZM264 250V249H263ZM262 250V251H263ZM10 251V250H9ZM82 251V250H81ZM85 251V250H84ZM94 251V254H96L97 252H95V250H93ZM149 251V250H148ZM194 251H196V250H194ZM207 251H209V250H207ZM214 251V250H213ZM68 252V251H67ZM73 252V251H72ZM78 252V251H77ZM101 251H99V253H100ZM112 252V251H111ZM179 252H182V250H179ZM193 252V251H192ZM197 252V251H196ZM206 252V251H205ZM211 252V251H210ZM226 252H227V250H226ZM6 253V252H5ZM13 254V251L12 252H8L6 255H10V254ZM124 253V255L123 256H121L120 257V255L121 254H123ZM150 253V254H149ZM152 253H153V255H152ZM195 253V252H194ZM202 253H204V252H202ZM202 253H199L198 255H202ZM214 253H216V252H214ZM41 254V253H40ZM43 254H45V253H43ZM65 254V253H64ZM69 254V253H68ZM94 254H90V258L92 257L91 255H93L94 256ZM101 254V253H100ZM179 254V253H178ZM187 254H189V253H187ZM187 254H185L184 255V253L182 254L183 255V257H185ZM218 254V253H217ZM98 255V254H97ZM156 255H154V258H155V256ZM157 255V256H158ZM167 255V256H166ZM175 255V258H176V253L174 254ZM197 255V256H198ZM208 255H210L209 253H208ZM218 255H220V254H218ZM254 255H256V251L254 252ZM88 257H89V255H87ZM188 256V255H187ZM194 256H195V254H194ZM261 256V255H260ZM10 257V256H9ZM12 257V256H11ZM13 257H15V253H14V256ZM70 257V256H69ZM81 257V256H80ZM96 258H97V256H95ZM205 257V256H204ZM204 257L202 258V259H204ZM262 257V256H261ZM40 258V257H39ZM65 258V257H64ZM79 258V257H78ZM90 258H88V259H90ZM100 258V257H99ZM117 258V260H115ZM152 258V257H151ZM163 258V257H162ZM170 258V257H169ZM179 258H180V256H179ZM179 258L176 260L177 262H179L178 260H179ZM188 258V257H187ZM190 258V257H189ZM189 258L187 259V260H189ZM199 258V257H198ZM208 258V257H207ZM217 258V257H216ZM220 258H221V256H220ZM223 258V257H222ZM14 259V258H13ZM84 259V258H83ZM102 259V258H101ZM157 259V258H156ZM183 259H185V258H183ZM191 259L192 258H190V261H191ZM209 259V258H208ZM210 259H211V257H210ZM210 259H209V261H210ZM8 260V259H7ZM11 260V259H10ZM17 260V259H16ZM153 260V259H152ZM155 260V259H154ZM172 260V263H173V261H174V258H172L171 259ZM181 260V259H180ZM255 260V259H254ZM253 260V261H254ZM25 261H30V260H28V259H26ZM32 261V260H31ZM74 261V260H73ZM162 261V260H161ZM204 261V260H203ZM208 261V260H207ZM255 261H257V260H255ZM11 262V261H10ZM19 262V261H18ZM68 262V261H67ZM82 262V261H81ZM86 262V261H85ZM165 262V261H164ZM168 262H171L170 261V259H169V261ZM175 262V261H174ZM177 262H176V264H177ZM180 262H182V261H180ZM180 262H179V264H180ZM194 262V261H193ZM216 262H218L217 260H216ZM222 262V261H221ZM221 262H219V263H221ZM229 262V261H228ZM259 262V261H258ZM262 262V261H261ZM4 262H2V264H3ZM8 264H9V262H7ZM36 263V262H35ZM161 263V262H160ZM191 263V262H190ZM26 264H27V262H26ZM50 264V263H49ZM56 264H58V263H56ZM59 264H61V263H59ZM74 264V263H73ZM84 264V263H83ZM101 264V263H100ZM159 264V263H158ZM164 264V263H163ZM182 264H184V262L182 263ZM189 264V263H188ZM191 264H193V263H191ZM194 264H197V261H196V263H194ZM210 264V263H209ZM216 264V263H215ZM223 264H225V263H223ZM231 264H232V262H231ZM264 264V263H263Z\"/></svg>","mask_w":264,"mask_h":264}]
</instances>
